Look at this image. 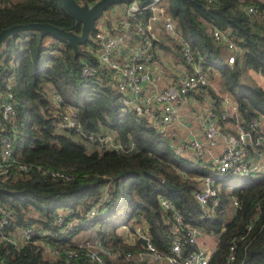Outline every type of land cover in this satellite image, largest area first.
<instances>
[{"label": "trees", "instance_id": "trees-1", "mask_svg": "<svg viewBox=\"0 0 264 264\" xmlns=\"http://www.w3.org/2000/svg\"><path fill=\"white\" fill-rule=\"evenodd\" d=\"M159 3L193 55L201 57L209 81L214 79L217 90L234 102L239 119L260 115L264 123V89L246 76L250 68L259 69L264 78V0H181V9L174 0ZM247 3L254 5V14L246 11ZM150 12L146 8L143 17ZM29 21L79 32V24L60 0H0V29ZM213 26L228 31L240 48L231 64L223 61L220 45L210 36ZM79 45L73 56L64 39L50 34L38 37L33 29L14 32L0 45V104L8 86L16 111L13 165L27 167L8 166L7 176L0 181V206L10 212L3 232L11 234L21 226L38 224L56 233L50 240L77 252L74 257H53L43 253L42 246L0 241V264H150L122 256L112 258L106 252H98L99 263L88 258L78 239H72L85 229L109 251L134 253L142 248L139 241L127 242L115 229L122 225L132 229L135 224L145 226L150 243L161 253H167L172 239L182 240L185 225H190L213 238L216 235L207 264H223L231 244L234 259L230 264H264V173L241 177L239 186L227 187L229 183L223 180L218 186V204L210 215L200 216L193 192L199 188L197 177L211 173L206 160L174 153L164 129H154L143 116L122 106L110 85L82 76L81 62L93 60V56ZM169 46L176 49L173 42ZM206 92L217 105L221 96L210 85ZM53 94L60 98L58 109L67 106L75 112L84 134L104 127L112 131L118 147L89 151L72 130L50 125L56 115ZM7 133L9 128L0 117V137ZM50 169L72 178L51 176ZM162 180L176 188L167 190ZM104 187L110 198L98 214L85 220L84 207L96 201ZM159 195L172 203L182 216L181 223L173 219L170 209L160 206ZM233 198L237 207L232 212ZM59 211L64 217L56 225ZM71 218L85 224L66 228ZM183 249L193 251L195 245L186 243Z\"/></svg>", "mask_w": 264, "mask_h": 264}, {"label": "built area", "instance_id": "built-area-1", "mask_svg": "<svg viewBox=\"0 0 264 264\" xmlns=\"http://www.w3.org/2000/svg\"><path fill=\"white\" fill-rule=\"evenodd\" d=\"M95 0L87 2L91 3ZM207 3L213 0H205ZM149 8V16L143 17V12ZM247 12L254 14L255 7L246 4ZM153 24H159L164 34L177 46L179 60L171 73L162 70L160 62L154 55L153 41L155 35ZM93 33L89 37L90 44L85 45L93 56V60H83L80 65L82 76L95 79L110 85L117 94L118 102L136 115L143 116L149 126L162 130L169 125H180L185 128L186 137H176L171 134V148L174 153H189L194 160H206L211 172L198 176L199 188L193 192V197L201 210L200 216L210 215L218 204V186L229 176L239 178L248 175L264 173V165L253 160L255 154L264 149V123L260 115H253L246 120L239 119L236 106L227 94L220 95L217 105L206 92L210 85L207 73L199 55L194 56L189 45L174 26L170 16L160 6L159 0H149L141 5L140 0H128L126 3H116L107 11L106 17H98ZM91 31V32H92ZM212 40L225 50L224 62L231 64L240 48L230 36L215 26L209 29ZM95 44V45H94ZM260 77L261 71L254 70ZM203 96V97H202ZM56 115L51 118L50 125L70 129L86 139L91 134H84L76 119L75 112L70 107L58 109L60 98L52 95ZM0 117L9 128V133L0 137V181L8 172V166L25 170L24 164L13 165L14 127L16 111L13 94L8 86L4 100L0 104ZM101 148L118 147L108 136L97 139ZM51 176L70 180L72 176L59 170L50 169ZM256 173V174H254ZM110 198L106 187L100 197L84 207V219H91L102 209V203ZM160 206L170 209L176 222L182 216L173 208L172 203L162 195L158 196ZM237 207L236 199H232V212ZM10 212L0 206V241H7L14 246L36 245L47 246L51 256L64 255L74 257L76 250L61 247L56 240H50V229L38 224H28L19 227L15 233H4L3 228L8 223ZM64 214L56 216L55 223H62ZM84 225L77 218L66 221L65 227L72 228ZM182 240H171L167 253L158 252L150 243L146 228L135 224L132 229L124 228L126 235H131L132 242L138 237L144 238L141 249L119 253L109 251L98 238L83 240L78 246L85 250L91 260L101 262L98 252H106L110 257L122 256L124 259L149 260L157 264H207L214 244L206 247L201 239L202 233L195 227L185 225ZM251 229V224L246 225ZM117 232V231H116ZM197 232V234H195ZM198 236V237H197ZM126 240V239H124ZM194 244L193 251H184L183 245ZM234 259V245L228 247V254L223 264H230Z\"/></svg>", "mask_w": 264, "mask_h": 264}, {"label": "water", "instance_id": "water-1", "mask_svg": "<svg viewBox=\"0 0 264 264\" xmlns=\"http://www.w3.org/2000/svg\"><path fill=\"white\" fill-rule=\"evenodd\" d=\"M65 10L73 17L74 22L79 24V32H73L66 30L48 22H35L29 21L24 23H13L0 29V45L2 41L14 32H18L25 29H33L38 32V37H42L45 34L62 38L66 41L71 48L72 55L74 56L78 50L77 46L84 43L90 37V32L94 28V21L102 13L106 6L126 2L128 0H95L88 3L87 0L77 2L76 0H60ZM149 0H140V4L144 5ZM177 9H181V0H174ZM199 6H203L200 2H195ZM162 185L167 189H175L176 187L169 183L167 180L161 181ZM1 189V187H0ZM197 234V232H195ZM137 241L141 245H144L145 239L138 237Z\"/></svg>", "mask_w": 264, "mask_h": 264}, {"label": "rangeland", "instance_id": "rangeland-1", "mask_svg": "<svg viewBox=\"0 0 264 264\" xmlns=\"http://www.w3.org/2000/svg\"><path fill=\"white\" fill-rule=\"evenodd\" d=\"M161 6V4H160ZM162 7V6H161ZM163 8V7H162ZM111 10V7H107L105 8L102 13L98 16V17H106V13L107 11H110ZM98 19V18H97ZM97 19L94 21V24L95 22L97 21ZM173 22V21H172ZM174 23V22H173ZM163 33V32H162ZM164 35V33H163ZM166 37V35H164ZM167 43L170 45L169 41H167ZM84 47V44L82 43V45H79V49H83ZM78 50V49H77ZM224 61V60H223ZM248 73H246V76L249 74L251 80L250 82H254L256 84H259L263 89H264V78L263 77H260L258 74H256L254 72V70L252 69H248L247 70ZM250 72V73H249ZM210 86L211 88L213 89L214 93H220L217 89V83L214 79H211L210 81ZM217 90V91H216ZM203 97V96H202ZM164 132L171 136V134L173 133L176 137H186L188 135L187 131L185 128L181 127L180 125H169L165 128H163ZM77 135V139L81 142V144L87 149V150H97L99 148H101V145H100V142L97 140L100 136H109L111 138V141L114 142L112 140V137H113V133L112 131L110 130H107L106 128L104 127H101L100 131L97 132V133H91L92 135V138H89V139H86L83 135H80V134H76ZM82 136V137H81ZM117 143V142H115ZM258 174L256 175H252L253 176H257ZM240 178L237 177V176H229L227 178H225V181H227V183H229L228 185H226L227 187H230V186H233V185H236V186H239L240 185ZM59 212H63V211H59ZM125 225H122L120 226L118 229H115V232H119L122 234L123 238L126 239V237L123 235V230H124ZM92 236V232L91 231H87V230H81L79 231L78 233H76L74 236H72V239L74 238L75 239H78L79 242L83 241V240H92L94 237H91ZM198 237V236H197ZM212 239H215V236L214 238L212 237Z\"/></svg>", "mask_w": 264, "mask_h": 264}, {"label": "crops", "instance_id": "crops-1", "mask_svg": "<svg viewBox=\"0 0 264 264\" xmlns=\"http://www.w3.org/2000/svg\"><path fill=\"white\" fill-rule=\"evenodd\" d=\"M153 32L155 35V40L153 41L154 55L157 58V60L160 62L162 70H164L165 72L171 73L172 69L174 68V66L177 64V61L179 60V55H178V53L175 52L177 50V46L175 45L176 49H174V50L171 46H169L167 41H169V43H171L173 41L169 38H168L169 40H166L164 38L165 34L163 35L164 32H163V30L159 24H157V25L153 24ZM160 41H163L164 44L161 45ZM224 53H225V50L224 51L222 50V54H224ZM217 94L222 95V93H217ZM253 160L254 161L256 160L258 163L264 165V149H261L259 154H255L253 156ZM254 174H256V173H254ZM253 177H255V176H253ZM123 234H126L125 230H123ZM126 236H127L126 237L127 242L134 243V242H132V239L130 238L131 235H126ZM214 236L216 237V235H214ZM212 237H213V235H211V234L202 235L201 239L204 241V244L206 247H210L215 243V239H212ZM43 253H45L46 255L50 254L48 252L47 246H43ZM147 261H149V260H147ZM157 264H165V262L161 261Z\"/></svg>", "mask_w": 264, "mask_h": 264}]
</instances>
